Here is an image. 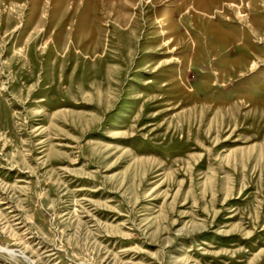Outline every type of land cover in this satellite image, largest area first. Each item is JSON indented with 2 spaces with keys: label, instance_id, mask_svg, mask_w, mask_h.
<instances>
[{
  "label": "rangeland",
  "instance_id": "obj_1",
  "mask_svg": "<svg viewBox=\"0 0 264 264\" xmlns=\"http://www.w3.org/2000/svg\"><path fill=\"white\" fill-rule=\"evenodd\" d=\"M0 264H264V0H0Z\"/></svg>",
  "mask_w": 264,
  "mask_h": 264
},
{
  "label": "bare ground",
  "instance_id": "obj_2",
  "mask_svg": "<svg viewBox=\"0 0 264 264\" xmlns=\"http://www.w3.org/2000/svg\"><path fill=\"white\" fill-rule=\"evenodd\" d=\"M0 252H2V248H0Z\"/></svg>",
  "mask_w": 264,
  "mask_h": 264
}]
</instances>
